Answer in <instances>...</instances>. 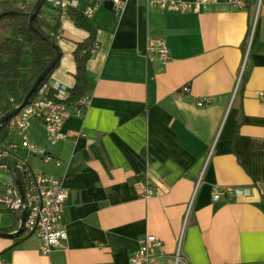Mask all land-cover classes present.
<instances>
[{
  "label": "crops",
  "instance_id": "0c3cea01",
  "mask_svg": "<svg viewBox=\"0 0 264 264\" xmlns=\"http://www.w3.org/2000/svg\"><path fill=\"white\" fill-rule=\"evenodd\" d=\"M244 1L216 0L201 13L143 0L97 8L85 115L68 116V138L54 146L32 123L30 142L53 157L42 169L18 151L62 180L67 239L44 256L12 224V236L0 235L2 262L129 264L138 238L151 235L163 244L154 264H264V0ZM46 18L59 22L61 51L49 79L69 90L72 53L87 34L55 10ZM149 39L166 43L167 62L148 58ZM146 181L156 190L148 198ZM225 187L242 195L213 202Z\"/></svg>",
  "mask_w": 264,
  "mask_h": 264
},
{
  "label": "built area",
  "instance_id": "2783aa9c",
  "mask_svg": "<svg viewBox=\"0 0 264 264\" xmlns=\"http://www.w3.org/2000/svg\"><path fill=\"white\" fill-rule=\"evenodd\" d=\"M49 7L58 14V19L67 17L70 9L83 13L91 18L97 8L104 3H110L116 11H121L128 0H46ZM148 7L159 10L201 13L216 0H143ZM228 3L238 9L245 6L244 0H228ZM59 34L57 32V39ZM94 43L91 54L98 50ZM148 58L162 63L170 59L166 43L160 39H149L146 46ZM184 91L188 92L185 87ZM264 101V94L259 93ZM69 90L59 82L48 79L43 81L32 94L27 104L3 124L5 138L9 135L12 140L5 141L0 136V168L9 173L7 183L0 185V212L10 211L19 217L24 214L22 233L35 237L37 249L41 255L49 256L62 247L67 239L63 224V212L67 192L61 179L40 172H33L28 162L18 156L19 150L26 151L43 163L53 161V157L44 148L30 142V128L33 122L41 125L45 141L56 145L68 138L63 131V124L68 116L83 117L88 106V97L84 96L74 103L65 102ZM210 100H199L198 106L209 103ZM20 140V142L18 141ZM58 165V162H56ZM17 182H20L22 192ZM156 190L146 181L143 196H154ZM231 195H242L240 190L231 187L215 188L211 192L213 202H219ZM19 228V223H18ZM18 230V229H17ZM162 242L151 235L138 238L137 247L132 252L129 264H154L159 257ZM179 252L176 256L178 260ZM0 264H5L0 260Z\"/></svg>",
  "mask_w": 264,
  "mask_h": 264
},
{
  "label": "trees",
  "instance_id": "16d2710c",
  "mask_svg": "<svg viewBox=\"0 0 264 264\" xmlns=\"http://www.w3.org/2000/svg\"><path fill=\"white\" fill-rule=\"evenodd\" d=\"M38 2L39 0L0 2V119L22 104L41 73L57 58L44 82L49 79L61 57L57 44L59 22L51 25L47 21L46 11L51 9L47 1L33 19L35 31L29 26L30 17ZM67 16L76 28L87 34L85 40L75 44L72 53L75 63L72 76L75 84L69 89V96L65 100L71 104L86 96L89 81L86 67L92 56L91 48L95 43L96 29L90 18L78 10H68ZM4 125L0 129V136H4ZM251 147L258 149L261 146L252 143ZM3 213L11 214L14 217V228L18 227L19 217L15 213ZM9 232L8 228L0 227V235Z\"/></svg>",
  "mask_w": 264,
  "mask_h": 264
},
{
  "label": "water",
  "instance_id": "95a60500",
  "mask_svg": "<svg viewBox=\"0 0 264 264\" xmlns=\"http://www.w3.org/2000/svg\"><path fill=\"white\" fill-rule=\"evenodd\" d=\"M46 0H39V2L37 3L36 5V8H35V12L32 14V16L30 17V20H29V26L31 28V30H34V27L32 25V22H33V19L35 18L38 10L40 9V7L42 6V4L45 2ZM41 36V35H40ZM52 46L55 47L54 43H51ZM56 60L57 58H55L46 68L45 70L41 73V75L38 77V79L36 80L35 84L33 85L32 89L28 92V94L26 95V97L24 98V101L22 102V104L14 109L13 111L9 112L8 114H6L5 116H3L1 119H0V129L3 127V124L9 119V117L13 114H15L19 109H21L22 107H24L27 102L29 101L30 97L32 96V94L36 91V89L39 87V85L45 80V78L47 77V75L50 73V71L53 69L55 63H56ZM17 186L19 188V191L22 192V188H21V185H20V182H17ZM23 221H24V214H21L20 216V222H19V228L18 230L14 233V236L16 235H20L22 233V226H23ZM7 236H12L11 235H8V234H5Z\"/></svg>",
  "mask_w": 264,
  "mask_h": 264
},
{
  "label": "rangeland",
  "instance_id": "374dc122",
  "mask_svg": "<svg viewBox=\"0 0 264 264\" xmlns=\"http://www.w3.org/2000/svg\"><path fill=\"white\" fill-rule=\"evenodd\" d=\"M3 1H11V0H0V2H3ZM1 138L3 139L5 138V133H4V136L3 135L1 136ZM12 139H13L12 136L8 135L5 138V141H9ZM18 141L20 142V140ZM29 161L32 164L31 166L34 170L42 169V167L44 166L39 160L35 158H30ZM33 169L32 171L35 172ZM8 179H9V173L0 168V185L7 183ZM12 224L14 225V217L11 214L0 212V225L4 226V228H8L12 232ZM17 228L18 227L13 228V230H16ZM19 236L24 237L25 233H21Z\"/></svg>",
  "mask_w": 264,
  "mask_h": 264
}]
</instances>
